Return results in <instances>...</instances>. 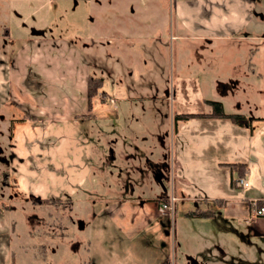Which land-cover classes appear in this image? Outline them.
Masks as SVG:
<instances>
[{"label":"rangeland","instance_id":"rangeland-1","mask_svg":"<svg viewBox=\"0 0 264 264\" xmlns=\"http://www.w3.org/2000/svg\"><path fill=\"white\" fill-rule=\"evenodd\" d=\"M50 1L0 0V30L7 24L16 40L1 48L0 39V147L12 158L0 164V205L16 208L0 217V264H190L189 255L264 264V235L251 237L249 215L198 222L194 203L178 201L173 218L150 224L140 208L161 188L153 172L165 153L167 192L172 176L177 183L176 114L209 113L215 101L264 118V0ZM32 27L48 37L27 43ZM90 78L104 81L91 101ZM207 125L192 120L187 131ZM5 176L66 209L8 202ZM138 218L145 226L134 236L119 230Z\"/></svg>","mask_w":264,"mask_h":264},{"label":"crops","instance_id":"crops-1","mask_svg":"<svg viewBox=\"0 0 264 264\" xmlns=\"http://www.w3.org/2000/svg\"><path fill=\"white\" fill-rule=\"evenodd\" d=\"M223 9L225 11L224 19L230 18L234 13L228 14L227 7H223ZM243 16L239 17L238 24L246 25L247 20ZM213 17L216 19V12ZM232 31L234 28L231 29ZM231 84L235 86L238 83L232 80ZM226 87L230 88L229 85ZM248 118H251L252 122L258 120L259 127L262 126L263 129L256 134L252 122L251 130L236 126L228 120L198 118L192 120L207 121V127L202 126L201 129L187 131V125L192 120L178 123L175 132L178 139L176 145L178 152L173 154L176 165L175 175H177V183L174 186L180 195L179 202L182 206L186 202L194 203L195 211H211L213 216L209 218H220L224 224H227L225 220H242L249 215L254 221V227H250L252 235L261 237L264 235V217L254 218L250 209L255 201H264V118H255L254 116ZM165 155L160 160L163 163L159 168H155L154 172H162V166L164 168L167 166L164 161ZM233 163L248 165L249 173L246 180L249 182V186L247 188L233 189L231 187L233 174L225 165ZM192 170L193 174H191ZM163 182H165L164 179ZM167 195L166 188L161 187L155 192L152 199L148 198L147 201L142 202L140 208L144 210L142 213H144V217H148L150 224L156 222L159 216L170 219L171 216L163 215L159 209L160 201H165ZM188 209H190L189 205ZM209 218L194 219L206 223ZM140 221L138 218L131 222H118L119 230L125 235L134 236L140 228L145 226H140ZM255 232L259 234H254ZM177 246L180 244L177 243ZM189 252L191 253V250ZM189 258L190 264H196L190 255Z\"/></svg>","mask_w":264,"mask_h":264},{"label":"trees","instance_id":"trees-1","mask_svg":"<svg viewBox=\"0 0 264 264\" xmlns=\"http://www.w3.org/2000/svg\"><path fill=\"white\" fill-rule=\"evenodd\" d=\"M103 83L104 81L100 78V79H94V78H90L88 81V90H87V98L89 101H91L92 99L96 98L100 93H101V89L103 87ZM105 93H102V95ZM101 96V95H100ZM209 106L212 107V111L209 113H190V114H176L174 116L173 119V123H174V129L176 130L177 128V124L178 123H186L192 119H198V118H210V119H223V120H228L230 121L232 124L239 126V127H246L252 130V126H251V122L252 119L248 118L245 115H241V114H235V113H226L224 111V107L223 104L221 102H215V101H208L207 102ZM24 122L26 119H23ZM23 122V121H22ZM226 167H228L233 176L231 178V187L233 189H241L240 187L237 186V183L240 179H246L249 173V167L247 164L245 163H233V164H227L225 165ZM66 201H62L60 199H44L35 202L38 205L41 206H55L57 207L59 205V207H63L64 209H66ZM162 201H160L161 203ZM65 203V204H64ZM257 206L259 208H263L264 207V201H258L257 202ZM62 209V208H61ZM190 217L192 218H209L211 216H213V213L211 211H194L188 214ZM250 227H247V230H249L251 237L253 236L251 231H250ZM256 238V237H254ZM241 256L243 255V251L240 252ZM14 257H12L13 260ZM230 261L233 263V260L235 259L234 256L230 255ZM14 263V260L12 261Z\"/></svg>","mask_w":264,"mask_h":264},{"label":"flooded vegetation","instance_id":"flooded-vegetation-1","mask_svg":"<svg viewBox=\"0 0 264 264\" xmlns=\"http://www.w3.org/2000/svg\"><path fill=\"white\" fill-rule=\"evenodd\" d=\"M43 1H48V0H43ZM49 4L51 5L52 1L49 0ZM172 4H173V7H175V8L177 7V1L176 0H173ZM11 14L14 15V17H21L20 14L17 11H15V10L10 11V15ZM91 21H93V19H91ZM24 26H26V24H24ZM30 33L31 34H29V35H31V37L33 39L27 40L26 41L27 43H30V42L34 41L35 36H38V37L41 36L43 38H47L48 37L47 35H45L43 30H39V29L37 30V29H34L33 27L30 29ZM10 37L12 39H10ZM0 39H1V42H2L1 48H5L8 45L13 46L15 44V42H16V40L13 39V37H12V29H11L10 26H7V24L2 28V30H0ZM224 89H227V87L223 86V90ZM173 96L174 95H172V93L168 89L165 90V97L167 99L172 98ZM10 160H12V158L7 159L3 155V149H1V147H0V164H3V165L5 164L6 165V164H8V161L10 162ZM1 189H3V190L7 189L8 190V192H9V194L7 195V201L8 202H12L13 200H25V201L33 204V205H37L38 206V204H36L35 202L40 201V198L36 197L35 195H29V194L28 195H24V193L20 190L17 181L14 178H10V177L8 178V176L7 177L5 176V178H3V181L1 182ZM1 198H3V197H1ZM7 208H9V204H6V203L4 204L3 200H2L1 201V205H0V217L1 218L2 217L5 218L9 212L10 213L11 212H15V210H16L15 207H12L10 210L7 209ZM50 216L52 217L51 214H50ZM55 223L53 222L51 226L52 227L55 226ZM57 224H59V225H57ZM56 225L58 227L57 228L58 230H66V228H67L66 225L64 223H62V221H58V223H56ZM254 234H258V233L255 232ZM50 236H51V234H50ZM42 249L44 251V247ZM45 250H46V248H45ZM52 252H55V250H52ZM11 261H12V259H11ZM13 264H16V261Z\"/></svg>","mask_w":264,"mask_h":264},{"label":"built area","instance_id":"built-area-1","mask_svg":"<svg viewBox=\"0 0 264 264\" xmlns=\"http://www.w3.org/2000/svg\"><path fill=\"white\" fill-rule=\"evenodd\" d=\"M170 179H171V190H170V192H168V195H167L165 201H162L160 203L159 209L163 214L169 215L173 218L175 211H176V204L178 203L179 199L175 196V193H174L173 176ZM237 186L245 189L249 186V182L246 179H240L237 183ZM254 205H255V210L252 213L253 217L254 218L264 217V207L259 208L257 206V201L254 202ZM166 264H176L175 256H173L171 259H169Z\"/></svg>","mask_w":264,"mask_h":264},{"label":"water","instance_id":"water-1","mask_svg":"<svg viewBox=\"0 0 264 264\" xmlns=\"http://www.w3.org/2000/svg\"><path fill=\"white\" fill-rule=\"evenodd\" d=\"M77 2H74V5H76ZM164 174L161 172V171H158V172H154V180L160 184V186L165 189V186H164V182H163V179H164Z\"/></svg>","mask_w":264,"mask_h":264}]
</instances>
